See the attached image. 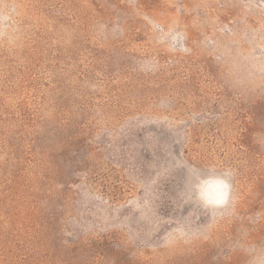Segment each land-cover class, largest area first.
Returning a JSON list of instances; mask_svg holds the SVG:
<instances>
[{
	"label": "rangeland",
	"instance_id": "obj_1",
	"mask_svg": "<svg viewBox=\"0 0 264 264\" xmlns=\"http://www.w3.org/2000/svg\"><path fill=\"white\" fill-rule=\"evenodd\" d=\"M0 264H264V0H0Z\"/></svg>",
	"mask_w": 264,
	"mask_h": 264
},
{
	"label": "clouds",
	"instance_id": "obj_2",
	"mask_svg": "<svg viewBox=\"0 0 264 264\" xmlns=\"http://www.w3.org/2000/svg\"><path fill=\"white\" fill-rule=\"evenodd\" d=\"M232 176L234 172L230 169L217 172L214 168H209L207 175L197 172L193 177L192 193L205 206L219 204L221 200L227 202L231 193Z\"/></svg>",
	"mask_w": 264,
	"mask_h": 264
},
{
	"label": "bare ground",
	"instance_id": "obj_3",
	"mask_svg": "<svg viewBox=\"0 0 264 264\" xmlns=\"http://www.w3.org/2000/svg\"><path fill=\"white\" fill-rule=\"evenodd\" d=\"M222 201H224V200H221L220 202H222ZM220 202H219V203H220ZM213 206H216V205H213Z\"/></svg>",
	"mask_w": 264,
	"mask_h": 264
}]
</instances>
